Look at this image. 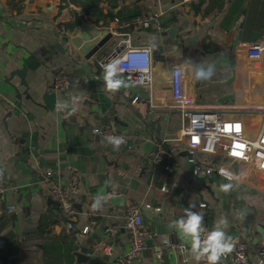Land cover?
Returning a JSON list of instances; mask_svg holds the SVG:
<instances>
[{
    "label": "crops",
    "instance_id": "1",
    "mask_svg": "<svg viewBox=\"0 0 264 264\" xmlns=\"http://www.w3.org/2000/svg\"><path fill=\"white\" fill-rule=\"evenodd\" d=\"M146 13L157 14L148 27L121 29L116 22ZM74 22L79 25L67 27ZM106 22L114 35L108 45L123 37L119 31L129 33L133 45L151 47L155 86L169 84L173 64H186L199 105L239 117L252 134L262 125L261 113L246 109L264 101L261 72L250 67L246 49L264 40V0H0V264H75L76 251L87 255L79 264H121L129 248L123 225L130 201L146 206L150 232L139 264H207L195 259L191 238L175 225L186 219L190 204L204 227L213 229L226 218L227 235L246 241L250 260L257 262L264 213L249 206L244 190L264 193V173L241 164L233 181L216 174L204 182L194 177L193 162L182 154L187 141L180 114L152 107L149 96L126 88L109 91L104 67L73 45L83 28L106 30ZM179 25L196 36L192 44L167 34ZM201 68L209 73L206 79L197 78ZM59 73L66 75L61 89L54 85ZM113 78L123 79L117 73ZM95 128L133 137L116 148ZM161 142L170 169L152 163ZM48 172L64 185L78 177L72 227L47 194L42 180ZM221 184L232 188L224 192ZM92 221L90 232L81 234ZM113 225L118 230L111 236ZM107 242L110 255L102 251ZM217 264L237 263L228 252Z\"/></svg>",
    "mask_w": 264,
    "mask_h": 264
},
{
    "label": "built area",
    "instance_id": "2",
    "mask_svg": "<svg viewBox=\"0 0 264 264\" xmlns=\"http://www.w3.org/2000/svg\"><path fill=\"white\" fill-rule=\"evenodd\" d=\"M156 19V13H146L135 16L131 21H121L116 18V22L122 29L130 25L148 27ZM59 27L63 33H68L64 24H60ZM116 32L119 35L123 34V37L98 60L100 65L104 67L113 61H119L116 73L130 85L147 91L152 107L160 106L180 114L182 136L186 138V149L191 154L190 161L193 162L194 177H208L216 174L233 181L238 176V168L241 164L264 173V101L246 108L260 112L263 117L262 125L252 134L250 127L239 117H226L221 111L209 109L196 102L189 90V71L186 64H173L169 72V84L155 86V65L152 61L151 47L135 46L131 42L129 33ZM246 58L253 70L258 69L261 72L264 85V40L249 44L246 49ZM65 80V74H57L54 78L55 87L63 88ZM139 97L136 95L133 102L135 103ZM94 131L108 141H111L110 138H122L123 143H126L133 137L102 128H95ZM158 145V150L151 158L152 163L154 166L164 164L165 168L170 169L169 162H165V159H169V154L162 142ZM204 155H208L209 158H205ZM222 169L231 175L232 179L221 174ZM42 181L46 185L47 194L59 204L68 220V226L72 227L76 215L72 193L78 183V177L74 175L71 182L64 185L58 176L48 172L44 174ZM3 190V184L0 182V198ZM205 205L204 202L200 203V206ZM143 206V203L134 201H130L126 206L123 226L129 234V248L119 258L121 264H139L147 247L146 239L150 232L144 222ZM7 209L9 214L15 212L14 205H9ZM94 223L92 221L86 225L81 234L90 232ZM262 226L264 228V218ZM117 230V225L111 226L110 235H114ZM211 230L204 227L201 240L206 239L207 233ZM102 251L107 255L113 252L108 242L102 246ZM248 251V243L237 239L231 254L237 264H264V239L257 250V262L253 263L250 260ZM161 254L159 250L158 258Z\"/></svg>",
    "mask_w": 264,
    "mask_h": 264
},
{
    "label": "clouds",
    "instance_id": "3",
    "mask_svg": "<svg viewBox=\"0 0 264 264\" xmlns=\"http://www.w3.org/2000/svg\"><path fill=\"white\" fill-rule=\"evenodd\" d=\"M119 61H113L107 65H104V76L106 88L109 91H117L124 84L121 79H114V75L117 72V65ZM198 79H206L209 73H206L202 68L196 73ZM111 143L116 147L123 143L122 138H110ZM221 174L225 175L228 179H232L231 175L221 170ZM221 190L227 192L232 188V184H221ZM93 209H97V203L92 205ZM194 205H189L185 209L186 219L181 218L175 221V225L185 235L191 238V251L197 261L206 260L207 264H217L221 256L225 253L231 252L235 241L233 237L227 235L226 229L228 227V221L226 218H222L217 222L214 228L207 233V237L201 240V233L204 231L203 216L199 213H193L191 208ZM222 225V227H221Z\"/></svg>",
    "mask_w": 264,
    "mask_h": 264
},
{
    "label": "water",
    "instance_id": "4",
    "mask_svg": "<svg viewBox=\"0 0 264 264\" xmlns=\"http://www.w3.org/2000/svg\"><path fill=\"white\" fill-rule=\"evenodd\" d=\"M109 22L105 23L106 30H99L97 28H83L77 35L72 37L71 41L73 45L80 50V52L85 56L86 59L95 58L96 61L101 59L102 56H104L110 48L115 44V41H113L110 45H108L109 41L111 39H114V35L111 31L107 30L109 27ZM178 30V33L176 31ZM167 34H169L172 38H174L177 42L182 43L183 41H186L190 44H192V40L196 36H188L185 35V30L182 25L170 27L167 29ZM17 74H19L21 77H23V72L21 70L16 71ZM123 80V79H122ZM124 84L121 86L119 90L128 89L132 94L138 93L143 95L144 97H148V94L143 93L139 88H136L132 85H130L125 80ZM182 154H185L189 157H191L190 152L185 149L182 151ZM199 181L204 182V180L207 178L205 177H197ZM53 202H56L55 200L51 199ZM50 200V201H51ZM57 203V202H56ZM2 205H6L5 202H2ZM144 209H146V206H143ZM161 211V209L159 210ZM263 228V227H262ZM74 255L76 257L75 264H79L81 262H84L87 259V255L84 251H76L74 252Z\"/></svg>",
    "mask_w": 264,
    "mask_h": 264
},
{
    "label": "rangeland",
    "instance_id": "5",
    "mask_svg": "<svg viewBox=\"0 0 264 264\" xmlns=\"http://www.w3.org/2000/svg\"><path fill=\"white\" fill-rule=\"evenodd\" d=\"M244 191L249 206L254 208L258 215H262L264 213V193L256 188L245 189Z\"/></svg>",
    "mask_w": 264,
    "mask_h": 264
},
{
    "label": "trees",
    "instance_id": "6",
    "mask_svg": "<svg viewBox=\"0 0 264 264\" xmlns=\"http://www.w3.org/2000/svg\"><path fill=\"white\" fill-rule=\"evenodd\" d=\"M78 25H79V22H74L73 24H67V27L72 29V28H74V27H76Z\"/></svg>",
    "mask_w": 264,
    "mask_h": 264
}]
</instances>
